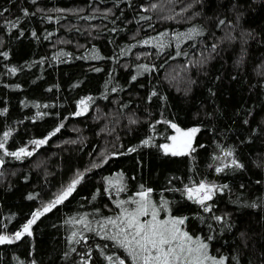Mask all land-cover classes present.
I'll list each match as a JSON object with an SVG mask.
<instances>
[{"label":"trees","instance_id":"trees-1","mask_svg":"<svg viewBox=\"0 0 264 264\" xmlns=\"http://www.w3.org/2000/svg\"><path fill=\"white\" fill-rule=\"evenodd\" d=\"M0 13V235L80 180L31 236L0 244V264H133L101 225L145 191L210 257L264 264V0H0ZM172 124L199 128L189 154H165ZM201 183L217 186L209 211L186 193Z\"/></svg>","mask_w":264,"mask_h":264},{"label":"snow or ice","instance_id":"snow-or-ice-1","mask_svg":"<svg viewBox=\"0 0 264 264\" xmlns=\"http://www.w3.org/2000/svg\"><path fill=\"white\" fill-rule=\"evenodd\" d=\"M155 7L156 6L153 5V8ZM193 34L199 35L200 33L193 29L187 35L189 38H192ZM160 46L164 47L163 44ZM177 55H179V52ZM144 70H148L146 66H144ZM11 71L14 72L15 69ZM133 79H135V77H133ZM153 95H155V93H153ZM80 104L84 105L85 101L82 100ZM83 110L86 109H82V111ZM76 114L80 115L82 112H77ZM132 122L134 123L135 121ZM171 127L176 130L178 136L171 137L174 142L172 145H162L165 154L169 152L173 156L189 154V152L193 150L192 140L195 134L199 132V128H192L182 132L175 124H172ZM56 131H59V128H57ZM8 135L9 133H4L5 138H7ZM52 135H55V132H53ZM178 139L179 144L176 143ZM46 142V140L32 141L37 147ZM148 143V140L144 141L145 145ZM3 147L4 143L0 142V148ZM134 150L135 149H129V151ZM4 155H11L20 159L22 155H31V153L21 148L19 152H5ZM226 155H231V153H226ZM0 163H3L2 159H0ZM232 163L235 164L236 167H241L235 160H233ZM221 170L222 169L219 168L217 169L218 172ZM79 182V179L73 180L68 188L58 196L55 201L45 205L42 211L38 210L33 213L32 219L23 226L22 231L16 232L12 237L0 235V244H10L13 240H18L24 235L31 236V227L35 221L45 212L50 211L57 203L63 202V200L72 193ZM120 190L122 191L123 189ZM215 191V185L201 183L195 189H188V198L193 199L195 194L196 202L205 206V211H209L210 206H206V201L212 199ZM148 196L149 193L147 191L141 192L139 194V200L129 201V203L136 205L134 210L130 211L124 208L121 215L117 216L115 219H107L101 225V227L105 229L108 225H111V227L116 230L107 238L111 239L119 247L124 248L128 256L131 257L133 264H207L209 260H211L212 264H224V260L221 259L217 261L215 258L208 255V245L206 243L199 239L194 240L187 232L182 231L180 226L185 223L184 219H158V210L155 205L152 204ZM31 198L32 197H29V199ZM123 203L122 201L121 204L117 206L121 207ZM148 216H150L151 219L141 220V217ZM216 219L220 220L221 218L217 217ZM81 223H86V221L82 219ZM108 259L111 260L112 258L109 257ZM119 264H124V261L120 260Z\"/></svg>","mask_w":264,"mask_h":264},{"label":"rangeland","instance_id":"rangeland-1","mask_svg":"<svg viewBox=\"0 0 264 264\" xmlns=\"http://www.w3.org/2000/svg\"><path fill=\"white\" fill-rule=\"evenodd\" d=\"M177 127V126H176ZM178 128V127H177ZM182 132L183 131H188V130H190V129H187V130H183V129H181V128H179ZM173 135L171 136V137H173V136H178V133L176 132V130L173 128ZM197 134V133H196ZM196 134H195V136H194V138H193V140H192V149L194 150V141H195V137H196ZM174 142L172 141V139L170 138V140H169V142L168 143H166V144H168V145H172ZM177 144H179V139H178V141L176 142ZM165 145V144H164ZM164 150V149H163ZM192 150V151H193ZM165 152V151H164ZM191 152V151H190ZM189 152V153H190ZM169 154H171L170 152H169ZM232 162V161H231ZM230 162V163H231ZM217 164H220V165H222V166H227V164H228V162H227V159L226 158H224V157H221L220 159H218L217 160V162H216ZM204 184H206V185H215V184H213V183H204ZM216 186V185H215ZM198 186H195V187H191V188H189V189H195V188H197ZM68 188V187H67ZM66 188V189H67ZM66 189H64L63 191H62V193L66 190ZM216 189H217V186H216ZM186 193L188 194V189H187V191H186ZM193 199H195L196 200V198H195V194H194V197H193ZM42 211V210H41ZM159 212V211H158ZM158 216H159V214H158ZM212 262H211V260H210V264H211Z\"/></svg>","mask_w":264,"mask_h":264},{"label":"water","instance_id":"water-1","mask_svg":"<svg viewBox=\"0 0 264 264\" xmlns=\"http://www.w3.org/2000/svg\"><path fill=\"white\" fill-rule=\"evenodd\" d=\"M2 167V163H0V168Z\"/></svg>","mask_w":264,"mask_h":264}]
</instances>
